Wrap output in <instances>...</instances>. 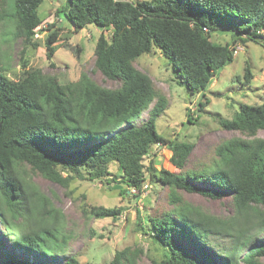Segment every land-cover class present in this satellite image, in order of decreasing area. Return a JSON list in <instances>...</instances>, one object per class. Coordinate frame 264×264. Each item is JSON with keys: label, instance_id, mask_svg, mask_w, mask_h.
<instances>
[{"label": "trees", "instance_id": "1", "mask_svg": "<svg viewBox=\"0 0 264 264\" xmlns=\"http://www.w3.org/2000/svg\"><path fill=\"white\" fill-rule=\"evenodd\" d=\"M43 2L0 0V17L15 20L17 34L29 42L43 23L38 15ZM61 13L76 33L89 25L112 32L110 40L101 33L97 41L95 67L119 87H103L87 73L61 84L39 69L12 81L0 68V264H81L75 255L60 262L45 250L50 240L66 247L67 235L51 201L21 176V164L66 188L76 179L104 180L127 195L129 189L140 192L147 178L168 187L171 209L157 217L148 214L139 224L162 251L152 264H264L259 238L264 234V139L256 138L264 130V102L240 104L233 119L216 115L223 130L247 138L222 141L211 165L185 170L193 144L170 142L177 172L157 171L144 160L154 145L168 143L156 122L169 103L157 96L152 78L135 67L139 57L157 49L174 81L190 95L204 96L216 73L232 64V44L264 47V0H66L57 9ZM215 31L233 32L232 44L213 42ZM58 41L55 30L46 40L48 60ZM251 75L248 68L247 80ZM208 103L200 102L199 111ZM145 112L148 118L136 124ZM112 163L120 175L111 174ZM179 192L229 197L233 214L212 215ZM48 207L47 219H33L34 211ZM122 212L91 211L98 219H115ZM142 253L125 248L109 264H140Z\"/></svg>", "mask_w": 264, "mask_h": 264}, {"label": "rangeland", "instance_id": "2", "mask_svg": "<svg viewBox=\"0 0 264 264\" xmlns=\"http://www.w3.org/2000/svg\"><path fill=\"white\" fill-rule=\"evenodd\" d=\"M65 1L44 0L38 8L43 23L29 42L17 34L15 20L0 17V68L3 73L8 79L18 81L26 71L39 69L55 76L61 84L76 82L82 73H87L103 87H119L118 82L105 78L95 67L97 41L101 33L110 40L112 32L103 31L95 25L74 32L73 25L65 16L57 14V9ZM1 11L0 5V15ZM55 30L59 33V41L53 59L48 60L46 40ZM232 35L231 31H215L212 41L216 44H232ZM232 48V64L216 73L204 96L202 93L190 95L185 87L174 81L172 68L159 50L155 49L137 59L135 67L152 78L157 96L164 95L169 103L165 113L156 122L157 131L168 143L151 148L150 155L144 160L146 166L152 162L157 171L164 169L177 172L170 161L172 154L169 143L189 142L194 149L185 170L202 168L212 164L216 157L215 149L222 141L234 136L247 138L240 132L223 130L215 117L220 114L233 119L240 104L260 105L264 102V47L239 41L232 44ZM248 68L252 77L247 80ZM207 101L209 103L199 111V103L205 104ZM148 116V112H145L135 123L146 120ZM256 138L264 139V130H260ZM18 170L27 185L36 189L32 191L46 196L57 211L63 232L67 235L66 247L50 240L44 248L60 262L66 256L75 255L81 264H109L115 253L125 248L143 250L140 264H152L153 259L162 258L161 248L151 236L141 232L139 224L144 225L148 214L157 217L171 209L168 187L147 178L140 192L129 189L127 195H122L117 187L114 188V184L107 185L104 180L76 179L66 188L45 179L27 164H21ZM109 171L114 175L121 174L117 163L110 164ZM145 185L149 187L146 189ZM179 194L185 201L217 217L233 214L229 197L214 200L199 194ZM99 207L120 208L123 212L115 219H98L91 211ZM49 209L41 210L39 214L34 211L33 219H47ZM31 226L37 227L35 223ZM2 232L3 226L0 224V237ZM259 238L264 241V234Z\"/></svg>", "mask_w": 264, "mask_h": 264}, {"label": "built area", "instance_id": "3", "mask_svg": "<svg viewBox=\"0 0 264 264\" xmlns=\"http://www.w3.org/2000/svg\"><path fill=\"white\" fill-rule=\"evenodd\" d=\"M148 187H149V185H145V186H144V188H146V189H147Z\"/></svg>", "mask_w": 264, "mask_h": 264}]
</instances>
